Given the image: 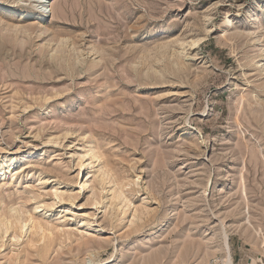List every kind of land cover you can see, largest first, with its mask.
Listing matches in <instances>:
<instances>
[{"label":"rangeland","instance_id":"374dc122","mask_svg":"<svg viewBox=\"0 0 264 264\" xmlns=\"http://www.w3.org/2000/svg\"><path fill=\"white\" fill-rule=\"evenodd\" d=\"M40 1L0 0V264H264V0Z\"/></svg>","mask_w":264,"mask_h":264},{"label":"bare ground","instance_id":"6f19581e","mask_svg":"<svg viewBox=\"0 0 264 264\" xmlns=\"http://www.w3.org/2000/svg\"><path fill=\"white\" fill-rule=\"evenodd\" d=\"M39 10L42 12V13H44V14H51V7H50V0H41L40 1V6H39ZM261 26V25H260ZM257 27H259L258 25H257ZM256 27V28H257ZM40 28H42V30L40 31V32H42V31H44L43 29H44V27H40ZM9 30V29H8ZM42 34V33H41ZM259 35V34H258ZM262 35V34H261ZM264 35V34H263ZM45 37H47V36H45ZM258 37V36H257ZM262 37V36H261ZM258 38H260V37H258ZM199 40V39H198ZM260 41V40H259ZM62 42V41H61ZM196 42H198V41H194V42H192V44H195ZM57 43V42H56ZM60 44V43H59ZM63 44V43H62ZM69 44V43H68ZM262 46V45H261ZM69 47V46H68ZM51 48V47H50ZM54 48V47H53ZM57 50H59V49H57ZM56 50V51H57ZM66 50V49H65ZM64 50V51H65ZM262 50V49H261ZM71 51H72V49H71ZM264 50H262V54H261V56L263 57L264 56V52H263ZM69 55V54H68ZM95 57V56H94ZM260 57V56H259ZM264 58V57H263ZM182 59V58H181ZM263 63V62H262ZM184 64V63H183ZM264 67V66H263ZM29 68V67H28ZM263 70H264V68H263ZM93 149V148H92ZM89 151V150H88ZM91 151V150H90ZM94 152V156L95 157H97V158H99L98 156H97V154L95 153V151H93ZM90 153V152H89ZM80 155H82V154H80ZM253 155V154H252ZM82 156H84V155H82ZM91 157V156H90ZM80 158H82V157H80ZM88 158H89V156H88ZM92 158V157H91ZM94 158V157H93ZM83 159V158H82ZM81 159V160H82ZM98 160V159H97ZM97 160H95V161H97ZM80 161V160H79ZM78 161V162H79ZM94 160L92 161V162H95ZM257 161V160H256ZM98 166V165H97ZM101 166H103V165H101ZM100 168V167H99ZM101 169H103V167H101ZM104 171V170H103ZM106 171V170H105ZM97 172V171H96ZM87 174H89V173H87ZM107 174V173H106ZM104 175V174H103ZM97 177V176H96ZM106 178V177H105ZM98 179H100V177L98 178L97 177V180ZM102 180H100L99 182H101ZM106 181V180H105ZM105 181H103V182H105ZM85 183V182H84ZM109 187V186H108ZM121 188V187H120ZM109 189H110V187H109ZM108 190V189H107ZM55 191V190H54ZM59 193V192H58ZM57 193V191H55V195L58 197L59 196V194ZM63 194V193H62ZM110 194V193H109ZM113 196L114 197H117V198H122V201H124V197H123V195H122V193H121V191H118V190H113ZM33 196V195H32ZM109 196V195H108ZM107 196V197H108ZM110 197V196H109ZM126 197V196H125ZM31 198V197H30ZM61 198V197H60ZM29 199V198H28ZM62 199V198H61ZM126 199V198H125ZM114 200V199H113ZM108 201H111V200H108ZM115 201H117V200H115ZM2 202V201H1ZM41 202V201H40ZM127 202V201H126ZM5 203V201L4 202H2V204H4ZM113 203V202H112ZM126 204V203H125ZM37 205V204H36ZM35 205V206H36ZM114 205V204H113ZM121 205V204H120ZM124 205V204H123ZM12 206V205H11ZM51 206V205H50ZM127 206V205H126ZM2 207H6V206H2ZM15 207V206H14ZM37 208H42V210L43 209H46V207L44 206V204H40V205H38V206H36ZM35 207V208H36ZM147 207V206H146ZM16 208V207H15ZM15 208H11L10 210H9V216H5L4 214H3V212L2 213H0V231H3L4 233H6L7 232V230H8V225H10V227L11 226H15V224H12V222L14 221L15 223H19V229H22V227L23 226H25L24 224L22 225V223H23V221L24 220H22V219H20V218H22V216H17L16 214L17 213H15V212H17L16 211V209ZM127 208V207H126ZM2 209V208H1ZM19 209V208H18ZM17 209V210H18ZM147 209V208H146ZM145 209V210H146ZM41 210V211H42ZM123 210V209H122ZM138 210V209H137ZM47 211H48V209H47ZM115 211V210H114ZM117 211V210H116ZM118 211H120V210H118ZM149 211V210H148ZM148 211H146L148 214H150V212H148ZM19 212V211H18ZM22 212V211H21ZM20 212V213H21ZM38 212V211H37ZM122 212H125V211H122ZM138 212V211H137ZM145 212V213H146ZM24 213V212H23ZM39 213V212H38ZM31 214V213H30ZM114 214V213H113ZM147 214V215H148ZM123 215V214H122ZM136 215L137 214H134L133 215V219H131L130 220V224H134V219L136 218ZM154 215V214H153ZM153 215H152V217H153ZM27 216H29V215H27ZM143 216V215H142ZM20 217V218H19ZM31 218H29V219H31V221L30 222H32V227H31V230L33 231V232H36L37 233V231L38 230H40L41 231V233H42V235H44L46 232L48 233L50 230H49V228H48V225L47 224H49V223H47L46 224V222H48V221H46V222H41V221H33V219H32V217H34V216H30ZM151 217V218H152ZM41 218H43V217H41ZM40 218V219H41ZM145 218H147V217H145ZM150 218V217H149ZM25 219V218H24ZM148 219V218H147ZM38 220V219H37ZM137 220V219H136ZM142 220V219H141ZM150 220V219H149ZM140 221V220H139ZM146 222L145 220H142V222ZM129 222V221H128ZM141 222V221H140ZM25 223V222H24ZM27 224V223H26ZM137 224V223H136ZM145 224V223H144ZM144 224H142V225H144ZM31 225V224H30ZM52 225V226H51ZM49 224V226H50V228L51 227H53V224ZM135 225V224H134ZM139 225V224H138ZM161 225V224H160ZM17 226V225H16ZM138 227V226H137ZM13 228V227H12ZM17 227H14V233L12 234V236H13V238L14 239H18V238H20L19 237V235H18V233H17V229H18ZM134 229H137V228H134ZM10 230V229H9ZM23 230V229H22ZM21 230V231H22ZM52 230V229H51ZM10 232H11V230H10ZM32 233V232H31ZM51 233V231L49 232V235H51L50 234ZM20 234H22L21 232H20ZM53 234V233H52ZM5 235V234H4ZM32 235H34V234H32ZM39 235V234H38ZM41 235V234H40ZM21 236V235H20ZM35 236H37V235H35ZM53 236V235H52ZM40 238H41V236H39ZM43 237V236H42ZM10 238H12V237H10ZM101 238V237H100ZM110 237H108V239H109ZM36 239V238H35ZM43 239V238H42ZM95 239V238H94ZM19 240V239H18ZM17 240V241H18ZM37 240V239H36ZM35 240V241H36ZM39 240V239H38ZM41 240V239H40ZM50 240V239H49ZM97 240V239H96ZM99 240V239H98ZM103 240V239H102ZM225 240V239H224ZM30 242H31V240H29ZM33 241H34V239H33ZM93 241V240H92ZM104 241V240H103ZM106 241H108V242H112L111 243V245L113 246L114 244H115V242H114V239L112 240V239H110V240H106ZM12 242V241H11ZM15 242V241H14ZM42 242V241H41ZM98 242V241H97ZM101 242V241H100ZM225 242H226V240H225ZM32 243V242H31ZM36 243H37V241H36ZM40 243V242H39ZM49 243H51V242H49ZM89 243V242H88ZM87 243V244H88ZM106 243V242H105ZM34 244V243H33ZM97 244H99V243H97ZM3 245V244H2ZM2 245H0V247H3ZM31 245V244H30ZM90 245V244H89ZM92 245H94V243L92 244ZM109 245V244H108ZM110 245V246H111ZM116 245V244H115ZM225 245H226V247H227V244L225 243ZM87 246V245H86ZM95 246V245H94ZM99 246V245H98ZM100 246H101V243H100ZM34 247V246H33ZM45 247V246H44ZM107 247V246H106ZM45 249V248H44ZM102 249H105V248H102ZM1 250V249H0ZM16 250V249H15ZM117 250V249H116ZM98 252H99V250H97ZM94 253V252H93ZM116 254V253H115ZM91 255V254H90ZM116 257V256H115ZM20 258V257H19ZM230 257L229 256H227L226 257V259L224 260V262H223V264H229L230 263V259H229ZM112 261H114V255H113V253L110 255V257L109 258H107L104 262H102V263H100V264H108V263H111Z\"/></svg>","mask_w":264,"mask_h":264}]
</instances>
